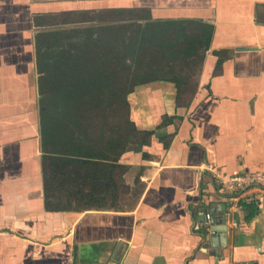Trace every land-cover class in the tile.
I'll return each mask as SVG.
<instances>
[{"label":"crops","instance_id":"0c3cea01","mask_svg":"<svg viewBox=\"0 0 264 264\" xmlns=\"http://www.w3.org/2000/svg\"><path fill=\"white\" fill-rule=\"evenodd\" d=\"M145 9L188 32L214 25L197 94L178 109L170 81L130 95L140 129L156 128L165 114L182 119L121 157L131 187L124 210L47 211L36 36L100 29L125 22L116 10ZM223 49L232 55L215 75ZM209 165L264 172V0H0V264H264V201L228 212V245L218 257L202 244V210L224 202Z\"/></svg>","mask_w":264,"mask_h":264},{"label":"trees","instance_id":"16d2710c","mask_svg":"<svg viewBox=\"0 0 264 264\" xmlns=\"http://www.w3.org/2000/svg\"><path fill=\"white\" fill-rule=\"evenodd\" d=\"M114 13L126 14L125 22L36 36L47 211L124 210L121 198L131 187L124 178L129 166L121 157L143 151L157 130L182 119L165 114L156 128L140 129L130 95L137 87L170 81L178 109L190 107L197 94L214 25L203 22L196 36H188L182 21L152 20L147 9L135 15L133 10ZM216 55L215 75L232 54L223 49ZM174 135L163 139L166 147ZM134 199L133 206L139 195Z\"/></svg>","mask_w":264,"mask_h":264},{"label":"built area","instance_id":"2783aa9c","mask_svg":"<svg viewBox=\"0 0 264 264\" xmlns=\"http://www.w3.org/2000/svg\"><path fill=\"white\" fill-rule=\"evenodd\" d=\"M206 169L217 186L220 197L230 204L228 212L241 208L244 204L264 201V172L232 175L212 165Z\"/></svg>","mask_w":264,"mask_h":264},{"label":"water","instance_id":"95a60500","mask_svg":"<svg viewBox=\"0 0 264 264\" xmlns=\"http://www.w3.org/2000/svg\"><path fill=\"white\" fill-rule=\"evenodd\" d=\"M229 207L230 204L227 202L211 201L202 210L201 226L199 227L201 228L200 235L202 244L211 256L218 257L221 249L226 248L228 245L229 227L226 221Z\"/></svg>","mask_w":264,"mask_h":264},{"label":"rangeland","instance_id":"374dc122","mask_svg":"<svg viewBox=\"0 0 264 264\" xmlns=\"http://www.w3.org/2000/svg\"><path fill=\"white\" fill-rule=\"evenodd\" d=\"M187 35L188 36H191V35H194V36H196V32H189V33H187ZM194 52H193V54H195V52H196V46L194 47ZM188 67H191L192 65H191V63H189L188 61L185 63ZM193 67V66H192ZM124 201L125 202H128L129 204L132 202V201H129V199H127V198H129V196H127V195H125L124 197ZM134 199V198H133ZM132 199V200H133Z\"/></svg>","mask_w":264,"mask_h":264}]
</instances>
